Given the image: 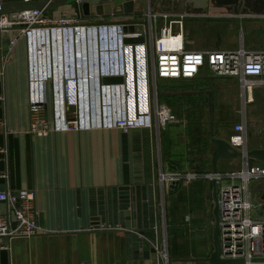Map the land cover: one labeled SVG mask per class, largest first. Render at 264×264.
Returning a JSON list of instances; mask_svg holds the SVG:
<instances>
[{
    "label": "crops",
    "instance_id": "crops-1",
    "mask_svg": "<svg viewBox=\"0 0 264 264\" xmlns=\"http://www.w3.org/2000/svg\"><path fill=\"white\" fill-rule=\"evenodd\" d=\"M149 8L186 14V49L231 50L241 45L246 50L264 51L263 10L155 5H149ZM59 17L69 20L70 25L85 27L129 18L85 16L80 12L74 20L66 19L62 13ZM97 28L113 31L107 26ZM27 60V40L21 30L0 63V192L12 195L32 192L34 200L29 218L41 231L13 239L9 250L0 249V264H158L155 255L144 258L139 253L134 257L130 235L111 229L112 224L120 227L121 221L138 224L139 220L153 227L156 217L161 233L164 232L162 249L167 253L168 264H209L205 258L213 250L212 211L217 186L203 179L178 183L176 189L166 191L161 217L157 215L160 198L155 197L158 185L154 189L152 183L149 128L138 127L137 131H131L130 140L122 137L124 133L108 123L99 129L51 130L43 136L27 132ZM170 80L173 81V89L162 91L161 96L171 102L169 110L178 121L169 123L167 155L162 152V146L159 155L155 141L154 174L158 169L212 171L214 147L209 138L208 98H211L213 136L228 140L234 133V125L241 120L237 79L213 76L202 68L194 78ZM157 97L159 99L158 92ZM56 101L59 106L61 100H55L48 89L45 115L49 120L53 117ZM203 118L207 120V138L202 133ZM245 126L246 132L253 133V137H247L248 150L264 148V86L253 89L252 102L245 109ZM162 134L163 131L161 137ZM130 151L131 165L128 164ZM240 165V158L219 159L216 163L217 171L221 172L238 169ZM255 183H250V189L259 196L258 199H262L264 183ZM116 193L118 202L114 198ZM176 196L186 198L184 203L175 199ZM173 201L178 202L173 206ZM7 211V203L0 201V215ZM179 217H182L185 227L196 225L210 229L193 240L196 243L192 248L188 247L182 255L174 257L173 222ZM94 222H98L99 229H94Z\"/></svg>",
    "mask_w": 264,
    "mask_h": 264
},
{
    "label": "built area",
    "instance_id": "built-area-1",
    "mask_svg": "<svg viewBox=\"0 0 264 264\" xmlns=\"http://www.w3.org/2000/svg\"><path fill=\"white\" fill-rule=\"evenodd\" d=\"M4 1L8 0H0ZM185 16L152 10L135 13L132 17L146 19L148 25L134 26L130 32H123L120 25L85 27L70 25L69 20L53 21L38 9L21 12L14 19L1 16L0 28L18 23L27 26L23 29L28 58L25 129L43 136L51 130L99 129L108 123L127 133L138 127L150 129L153 124L160 155L164 124L174 123L178 118L158 101L157 81L191 79L202 68L213 76L236 78L241 120L234 125L228 141L242 153L240 167L224 172L158 169L157 196L164 214L165 193L176 189L178 183L196 179L213 182L217 186L220 257L240 258L243 264H264L260 259L264 258V201L250 189V183L264 180V163H249L245 126V109L252 102L253 89L264 86V51L246 50L241 45L231 50L186 49ZM105 26L113 29L108 36L117 42L118 60L113 63L101 59V43L97 46L101 41V30L97 27ZM125 37H143V41L124 43ZM103 76H121L122 82L104 84ZM48 89L55 100H61L59 106L58 101L53 104L50 120L45 115ZM33 200L32 192L17 195L0 192V201L6 202L8 208L5 215H0V249L9 250L13 239L41 231L29 218ZM10 212L14 213V222ZM162 245L157 250L158 261L168 264Z\"/></svg>",
    "mask_w": 264,
    "mask_h": 264
},
{
    "label": "water",
    "instance_id": "water-1",
    "mask_svg": "<svg viewBox=\"0 0 264 264\" xmlns=\"http://www.w3.org/2000/svg\"><path fill=\"white\" fill-rule=\"evenodd\" d=\"M138 4L140 8H138ZM149 5L161 6V7H173V8H203V9H233V10H263L264 0H8L0 2V17L6 16L8 19L16 18V15L33 9L43 10L46 16L50 20L58 21L61 18L60 13L66 16V19H76L77 14L80 12L85 16H126L127 19L93 23L94 25H120L123 32H130L134 29V26L148 25L146 19H137L132 17L135 13H147L150 8ZM27 26L22 23L14 24L11 27L0 28L1 35V57L7 55L9 48L20 35L21 30L26 29ZM143 37L131 38L125 37L124 43L142 42ZM104 84L121 83V76H103L101 79ZM208 95H210L208 93ZM209 101V138L213 144V151L211 156V168L213 172L217 171L216 163L219 159H237L240 158L242 153L232 147L228 140L216 138L213 136L212 130V114H211V98ZM138 128L132 129L127 133H124L122 137L130 140L131 131H137ZM150 130L151 139V159H152V183L154 189H156V177H155V127L152 124ZM185 129V134H187ZM169 123L165 122L163 134L161 137L162 152L164 154L169 153ZM249 163L260 161L264 163V148L249 149L246 152ZM131 151L129 153L128 164L131 165ZM126 186V185H125ZM127 188V187H124ZM157 198V195L155 196ZM116 202L117 193L114 196ZM264 201V197L262 199ZM264 209V206H263ZM125 214V218L128 220L129 215ZM214 223L212 230V245L213 250L205 260L209 264H226L229 262H242L243 259H224L220 257L219 252V240H218V205L215 197L214 208L212 211ZM133 216V214H131ZM158 215V214H157ZM11 221H15L14 213L11 212ZM97 221V220H95ZM95 223V222H94ZM102 224V223H101ZM117 225V224H116ZM111 225V229L124 231L130 235L131 248L134 257L141 254L144 258H149L152 255L156 257V263L159 264L157 259V250L160 248L164 240V232L161 233V226L158 217L154 220V226L151 227L145 225L143 221L139 220L138 224L125 223L121 221L120 227ZM105 226V225H103ZM114 226V227H113ZM98 222L95 223L94 229H99ZM105 228V227H103ZM164 230V229H163ZM264 260V258H260Z\"/></svg>",
    "mask_w": 264,
    "mask_h": 264
},
{
    "label": "rangeland",
    "instance_id": "rangeland-1",
    "mask_svg": "<svg viewBox=\"0 0 264 264\" xmlns=\"http://www.w3.org/2000/svg\"><path fill=\"white\" fill-rule=\"evenodd\" d=\"M110 37H112V35ZM100 43H101V45H100L101 59L103 61H106V62L108 61V62H112V63L114 62V60L117 61L118 56L115 53V50H116L115 47L117 45L116 40L114 38H110L108 41L109 44H107L106 41H102V39H101ZM170 88L173 89V81H171L170 79H159L157 81V92L159 94L158 101L164 103L165 105L167 104L166 106H167L168 110L170 109L169 106H171V102L168 99L163 100L161 93H162V91L168 90ZM203 121H204V123L202 125V128H203L202 133H203V137L207 138V136H208L207 120L205 118H203ZM200 123L202 124V122H200ZM200 128H201V125H200ZM200 131H202V130H200ZM252 135H253L252 131L248 132V130H247V137L249 139L251 137H253ZM184 138H185V136H184ZM261 182L264 183V180ZM252 183H255V182H252ZM255 185H256V183H255ZM262 187H264V186H262ZM255 197L257 198L259 196L255 193ZM176 198L182 200L181 202H183V203L186 199V198L184 199L182 196H178V197L176 196L175 199ZM175 199H173V200H175ZM159 201H161V200H159ZM176 202H178V201H173V206L175 205ZM193 210L195 211V209H193ZM159 211H160L159 216L161 215V217H162L163 211L161 210L160 205H158V212ZM173 213H174V210H173ZM181 219H182V217L181 218L179 217L176 222H173V251L177 254V255L173 254L174 257L182 255L184 253V251L187 250L188 247L192 248V246L195 245V243H196V241H193V240H195L196 238H199L203 233H207L210 229V228H208L209 226L206 227V228H208V230L207 229L205 230V228H200L196 225H191V227L190 226L185 227L183 225L185 222H182ZM208 235H207V240H208Z\"/></svg>",
    "mask_w": 264,
    "mask_h": 264
},
{
    "label": "bare ground",
    "instance_id": "bare-ground-1",
    "mask_svg": "<svg viewBox=\"0 0 264 264\" xmlns=\"http://www.w3.org/2000/svg\"><path fill=\"white\" fill-rule=\"evenodd\" d=\"M101 39H102V41H106V43L109 44L108 41H109L110 38L108 36V31H105L104 32V31L101 30ZM98 45H100V42L99 41H98Z\"/></svg>",
    "mask_w": 264,
    "mask_h": 264
}]
</instances>
